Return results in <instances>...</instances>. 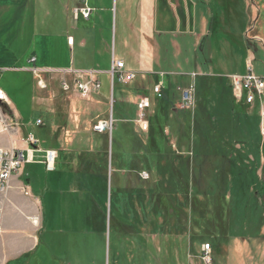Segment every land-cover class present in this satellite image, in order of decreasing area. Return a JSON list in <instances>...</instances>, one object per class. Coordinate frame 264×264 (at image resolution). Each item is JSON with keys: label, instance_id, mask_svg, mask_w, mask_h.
<instances>
[{"label": "crops", "instance_id": "0c3cea01", "mask_svg": "<svg viewBox=\"0 0 264 264\" xmlns=\"http://www.w3.org/2000/svg\"><path fill=\"white\" fill-rule=\"evenodd\" d=\"M57 1L62 7L69 8L74 20L88 21L93 16L94 22L88 28L91 34L86 32L88 30L85 32L82 30L78 34L58 35L57 47L62 52L60 54L65 58L70 56L64 65L33 66L39 69L37 73L32 72L31 77L36 97L33 108L41 115L36 119H40L41 123L37 124L35 121L41 128L36 135L39 150L34 151L32 161L25 163L19 173L11 176L5 195L6 200L2 203L0 213V238L2 247L9 256L5 261L8 260L10 263L38 248L44 233L47 232L44 210L47 204L51 205L56 195L62 209L76 206L82 223L79 230H83L82 226L85 223L91 225L93 232L95 226L91 217L105 215L94 200L95 187L101 183L102 190L105 191L108 175L110 182H114L110 194L114 195V205L118 211L122 205H127L128 200H136L138 194L143 205L141 210L145 209L150 204L148 200L152 203L161 193L164 194V199L176 201L173 206L180 209L181 199L185 200L184 191L181 195L180 186L171 188L169 182L181 184V178L187 173L193 178L194 169L200 166L198 156H195L196 149L201 152L202 145L205 149L204 154L208 149L205 148L207 147L205 143L199 142L197 137L194 138V135L186 132L187 122L181 119L180 97L172 90V83L181 81L184 76H189L194 83L195 78L201 76L205 89L212 76L226 75L228 78L231 74L242 75L248 68H252L255 60H260L264 66V0H125V2L120 0L123 23H129L133 31V34L127 37L123 34L121 43L123 48L135 57L137 66L134 68L121 56H116L115 51L110 49V35L102 31L103 25L109 21L104 12L109 10L112 0H86V5L91 8L88 18L73 15V9L81 5L79 0ZM113 1L117 4L118 0ZM3 4L0 6L2 13ZM6 4L7 8L9 3ZM98 9L100 13H96ZM129 9H133L130 22L125 15ZM168 24L172 26L169 28ZM68 36L73 37L72 44L67 43ZM87 46L92 50L90 66H85L83 60L76 61L77 51ZM200 47L202 51L208 50L210 59L207 64L200 62L204 66L203 69L196 68L199 67ZM31 58H34V64L38 61L34 53L29 57V61ZM112 58L122 60L124 69L134 72V78L125 84L118 82L116 110L108 114L107 102L93 99L92 94L98 93L102 80L107 82L108 76L111 80ZM191 64L194 65L193 68ZM18 67L21 66H17V71L24 69ZM55 72L61 75L45 76V73ZM96 74L99 77H96ZM79 77L83 80H98L99 89L85 96L81 95L73 88V82ZM63 79L69 81L72 86L70 90L64 91L60 87ZM39 80L43 81L45 87L38 84ZM114 80H111L112 86ZM227 80L219 79L215 83L226 96L223 97L226 102L220 100L221 98L219 102H225L223 103L232 122L231 129L237 131L243 142L236 145L230 156L237 157V165L244 167L245 164H253L255 168L256 179L247 188L250 192L258 185L259 170L264 169V140L261 138L257 147L250 144V137L259 130L261 104L255 102L249 105L243 100L235 99L229 79ZM158 82L162 83L163 93L154 92V86ZM20 84V82L16 84L17 88ZM150 90L153 99L147 110L151 119H154L152 125L155 131L149 141L140 144L135 141L132 144L135 140L133 137L135 128L143 134L150 129L148 117L145 130L139 129L134 121L136 101L142 96H148ZM196 96L193 112L182 110L184 114L192 115L193 118L195 114L201 116V112H204L203 116H211L207 103L202 100L203 97L200 94ZM8 100L6 106L11 110L16 127L6 129L8 133L3 135V146L0 147L13 146L25 149L24 140H18L20 114L11 100L9 98ZM110 116L113 119L110 132L99 133L92 130V125L96 121ZM114 121L121 123L119 134L127 138L125 147L128 151L130 175L126 176L127 172L124 171L121 175L123 178L116 175L122 171L120 154L115 162L112 154L111 159L108 154L112 146ZM46 148L57 151L55 169L52 171H47L41 162L40 150ZM41 167L45 173L54 175L50 177L40 174ZM27 169L32 170L31 178V174L26 173ZM140 172H146L148 176L143 178ZM131 173H136L144 184L139 187L137 182H133ZM233 177L230 179L232 182ZM66 194L69 196L77 194L76 204L65 201ZM90 200H93L92 204ZM63 215H66L65 212ZM32 217H36L38 222L31 223ZM101 225L103 233L105 223L102 221ZM62 231H66L65 228Z\"/></svg>", "mask_w": 264, "mask_h": 264}, {"label": "rangeland", "instance_id": "374dc122", "mask_svg": "<svg viewBox=\"0 0 264 264\" xmlns=\"http://www.w3.org/2000/svg\"><path fill=\"white\" fill-rule=\"evenodd\" d=\"M2 3H4V12L2 13L0 8V88L20 114L18 140L23 141L27 135L33 134L36 137L41 131L40 126L35 124L37 117L41 115L33 108L36 97L31 82L33 74L31 69L33 66L64 65L70 56L65 58L60 54L62 52L57 47L58 35L78 34L82 30L84 32L88 30L86 32L91 34L88 28L94 22V17H90L88 21L82 19L76 21L71 17L69 8L62 7L57 0H0V6ZM6 3H9L7 8ZM120 5V0L117 4L112 0L109 10L104 12L109 21L103 25L102 31L110 35V49L115 51L116 56H121L130 67L134 68L137 66L135 57L131 56L121 43L123 34L127 37L132 35L133 31L129 23H123ZM147 9L149 10V7ZM100 12L98 9L96 13ZM125 15L130 22L133 9L127 10ZM170 26L172 25H167L169 28ZM91 51L90 46L80 49L76 53V61L83 60L85 66H90ZM33 53L38 58L35 64L29 61ZM198 53L199 67L196 68L203 69L204 66L201 64L210 62L208 50L202 51L200 47ZM17 66L27 71L24 69L17 71ZM191 67L193 68L194 65L191 64ZM252 68L253 73L264 76V66L260 60H255ZM49 75L61 74L45 73V76ZM97 76L99 77L96 74ZM202 79L201 76H197L192 83L189 76H184L181 81L172 83V90L180 97L181 90L193 84L195 106L196 94H200L211 114L204 128H207L206 134L209 135L215 150L221 148L229 152L234 151L236 145L242 141L237 131L231 129L232 122L228 117V109L226 110L224 104L226 101L223 98L226 96L220 90L221 87L215 83L216 80L225 81L228 78L226 75L212 76L211 82L207 83L205 89ZM18 82L21 83L19 88L16 85ZM113 86L108 76L107 82L102 80L98 93L92 94L93 99L107 102L108 114L116 110L115 101L119 87L116 79ZM161 92L163 93V89ZM150 93L151 90L148 96H144L149 101L153 99ZM219 99L225 102L220 103ZM11 115L9 107L0 103V146H3V135L8 133L6 129L16 127ZM146 116L150 129L143 134L135 128L133 136L135 140L132 144L135 141L139 144L149 141L155 131L152 125L154 119L148 115V110ZM213 116L215 119H211ZM253 117L255 120V116ZM181 119L186 122L191 121L192 115H185L181 109ZM255 121H253L254 125ZM120 126L119 121H114L112 146L108 154L109 159L112 154L114 162L120 154L122 171L116 175L121 177L124 171L127 172L126 176L130 174L128 175V151L125 147L127 138L119 134ZM182 130L181 127V141H183ZM258 131L256 130L255 135L250 137L252 147H257L261 140ZM198 153L196 149L195 156ZM63 156L64 154L61 157ZM215 159L210 162L202 161V166L201 161L198 162L200 166L194 169L193 182L188 173L181 178V184L169 182L171 188L180 186L181 195L184 191L185 200L181 199L180 209L173 206L176 201L164 199V194L161 193L152 203L148 200L150 204L145 209L141 210L143 205L138 194L136 200H128L127 205H122L118 211L114 205V195L110 194L114 182H110L108 175L105 191L102 190L101 183L95 187L94 200L105 215L91 217L95 226L93 232L91 225L85 223L82 226L83 230H79L82 223L74 205L77 194L64 196L65 201L74 205L73 208L68 206L65 209L59 207L60 200L56 195L51 205L47 204L44 210L47 232L44 233L38 248L10 263L8 260L5 261L9 256L5 253L0 238V264H203L199 255L203 243L210 244L213 264H264V169L259 170L258 185L250 190L254 193L253 198L246 191L238 193L235 191L234 183L230 179L235 175L232 173H237L236 170L229 169L230 165L226 162L216 168L218 161L216 163ZM238 170L240 171L241 168ZM26 173H30L31 178L32 170L27 169ZM39 173L50 177L54 175L45 173L43 167L40 168ZM131 178L139 187L144 184L136 173H131ZM21 179L23 181V178ZM146 184L150 183L146 182ZM189 192L199 200L195 206H193L192 194ZM5 200L6 197L0 194V213ZM92 201L90 200V204ZM64 212L66 215H63ZM102 221L105 223L103 233ZM30 222L38 221L36 217H32ZM64 228L66 231H62Z\"/></svg>", "mask_w": 264, "mask_h": 264}, {"label": "built area", "instance_id": "2783aa9c", "mask_svg": "<svg viewBox=\"0 0 264 264\" xmlns=\"http://www.w3.org/2000/svg\"><path fill=\"white\" fill-rule=\"evenodd\" d=\"M81 5L73 9V15H81L88 18L91 13V8L86 5V0H79ZM73 37H67V43L72 44ZM34 61V58H31ZM39 69L33 68L32 72L37 73ZM111 80L116 79L120 83H128L134 78V72L125 70L122 60L112 58L110 69ZM232 94L235 99L243 100L244 103L252 105L255 102L261 104L259 110V134L264 140V76H259L252 72L250 68L244 74H231L228 77ZM41 87H45L42 80L38 81ZM71 85L65 79L61 81V88L64 91L71 89ZM100 87L99 81L96 79L83 80L81 77L73 82V88L81 95L85 96L91 91H97ZM162 83L158 82L154 86V92L159 94L161 91ZM195 91L194 85L185 87L180 92V108L182 110L193 112L195 107ZM0 103L8 105L9 100L3 89L0 88ZM136 117L135 123L139 129H147V116L146 111L150 105L147 97H140L136 101ZM37 124L41 121L36 120ZM113 127V119L110 117L100 119L92 125V130L95 132L103 133L110 132ZM26 143V148L21 149L18 147H0V194L6 195L9 187V181L12 175L19 173L24 167L25 163L33 160V153L39 150L37 147V139L33 134H29L23 139ZM42 153L41 162L44 164L47 171L55 169L57 158V151L52 148L40 150ZM141 176L146 178V172H141ZM200 259L203 264H213L211 247L209 243H203L200 247Z\"/></svg>", "mask_w": 264, "mask_h": 264}, {"label": "trees", "instance_id": "16d2710c", "mask_svg": "<svg viewBox=\"0 0 264 264\" xmlns=\"http://www.w3.org/2000/svg\"><path fill=\"white\" fill-rule=\"evenodd\" d=\"M201 116H198V114H195L192 118L191 121H187V126H186V132L190 135H192L194 133V138L197 137V139L199 140V142L201 143H205L207 145L206 149H208V152L206 154H204L205 149H203L204 147H202L201 145V152L199 151V149L197 148V150L199 151V153L197 154V158L199 159V161H201V164L203 163L202 161H212L213 159L216 160V168L219 167L224 163H228L229 169L232 170H236L237 173H232L235 174L233 177V183H234V188L235 191L238 192H242V191H246L247 193H250L251 197H255L254 193L248 192L247 188L248 186H250L251 184H253V182L255 181L256 177H255V168L253 164H245V166H241L240 164L237 165V157L236 159L232 158L230 156L231 152H229V150H223L221 148L217 149V151L215 150L214 146L211 143V140L209 138V135H207V131L204 128L205 125L208 124V119L210 118L209 116H203L204 112H201ZM210 127V126H208ZM211 128V127H210ZM264 144V141H263ZM202 154V155H201ZM227 164V165H228ZM241 170L239 171L238 169ZM193 178H195L193 176ZM193 178H192V182H193ZM222 197V196H221ZM193 198V206H195L196 204L199 203V200H197V197L193 194L192 195ZM203 200H209V199H203ZM225 200V198H224ZM202 211V210H201ZM229 236V235H228Z\"/></svg>", "mask_w": 264, "mask_h": 264}]
</instances>
